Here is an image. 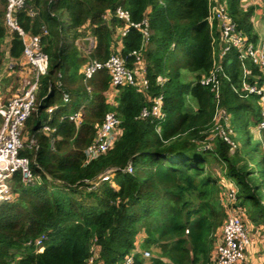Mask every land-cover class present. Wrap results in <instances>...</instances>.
Wrapping results in <instances>:
<instances>
[{
  "label": "trees",
  "instance_id": "16d2710c",
  "mask_svg": "<svg viewBox=\"0 0 264 264\" xmlns=\"http://www.w3.org/2000/svg\"><path fill=\"white\" fill-rule=\"evenodd\" d=\"M221 1L237 30L256 41L254 7L244 0ZM118 7L129 14V22L115 15ZM5 10L0 0V43L7 32ZM208 13L209 0H26L16 11L22 29L40 35L48 64L22 127L23 137L36 143L20 155L29 158L38 180L26 183L20 172L10 178L15 198L0 203V264H122L131 252L132 264H213L231 185L238 188L237 205L245 219L264 224V166L253 161L259 146L242 153L235 138L242 128L245 142L250 141L261 122L260 109L257 96L242 98L232 88L242 74L234 48L223 61L228 78H221L220 92L235 145L231 150L219 136L206 143L215 102L198 80L211 68L217 39ZM143 19L145 41L130 24ZM86 38L92 39L89 48L79 47L77 41ZM137 51L146 87L123 83L114 92L105 68L84 80L86 63L103 62L115 53L134 75L140 66ZM21 54V39L12 31L9 55L18 60ZM2 59L0 52V68ZM248 67L258 72L250 62ZM183 70L194 79L186 81ZM159 75L165 78L162 84ZM158 95L164 118L141 117ZM77 110L78 125L68 118ZM107 112L120 121L118 138L85 164L84 150ZM44 124L54 130L42 132ZM259 137L264 148V128ZM128 163L131 172L125 170ZM107 169H113L111 177L95 184ZM42 234L37 252L34 241ZM144 249L152 250L149 257H143Z\"/></svg>",
  "mask_w": 264,
  "mask_h": 264
},
{
  "label": "built area",
  "instance_id": "2783aa9c",
  "mask_svg": "<svg viewBox=\"0 0 264 264\" xmlns=\"http://www.w3.org/2000/svg\"><path fill=\"white\" fill-rule=\"evenodd\" d=\"M5 2V22L11 32H17L22 42V58L20 62L29 64L32 67L33 76L31 80L23 82L22 89L15 96L6 101L0 98V116L2 118L0 126V203L9 202L15 198L9 182L14 173L20 172L22 181L26 183H33L38 180L31 171L29 158L20 155V151L23 148L27 147L31 149L36 143L33 137H23L22 127L35 105L38 81L41 76L47 73L48 64V56L40 46V35L25 32L16 19V11L25 7L26 0H5ZM257 3H259L264 13V0H253V6L256 7ZM27 12L29 16H34L35 14L32 8H29ZM115 15L125 22H129V14L120 7L115 10ZM256 20V13L254 12L252 17L254 26ZM207 21L211 32L214 30L217 33V39L213 38V41H216V43H213L212 47L211 68L198 80L201 85L209 87L213 93L215 102L212 126L209 129L206 143L208 145V142L215 136H219L222 140L230 143L232 150L234 143L230 138V133H232L230 115L221 106V78H228L224 70L223 61L229 50L234 48L242 74L239 86H233L232 88L242 98L249 95L257 96L261 122L255 127L254 131H257L259 135L260 129L264 128V38L259 41L247 40V37L237 30L234 21L225 8L224 1L221 0H209ZM130 24L140 29L145 41L148 36L146 19H143L140 23ZM42 31L46 32L44 27ZM144 44L143 42L141 48ZM133 54L140 63L139 67L142 71L140 77L137 78L135 73L133 75V72L125 66L124 58L115 53L103 62L91 61L86 63L82 68L84 80L89 79L97 69L105 68L110 73L112 90L114 92L117 91L116 86L123 83L146 87L147 83L143 78L144 66L140 62L141 52L137 51L133 52ZM248 62L256 66L258 69L256 74L251 72ZM12 66L13 64L10 62L8 67L11 68ZM249 76H252L251 81L248 80ZM156 80L159 84H162L165 78L159 75ZM62 100L68 102L69 96L66 92L62 93ZM161 104V95H158L153 99V104L150 108H143L141 110V117L149 115L157 120H162L164 113ZM52 109L50 107L47 110L51 111ZM79 116L80 110H77L73 114H70L68 118L78 125ZM119 123L120 121L114 113L107 112L105 114L93 141L84 150L85 164L98 158L113 145L119 135ZM53 130L54 128L48 124H44L41 127V131L45 133H50ZM52 142L53 138L51 137V145ZM125 170L127 172L132 171L129 163L126 165ZM112 171L113 169H107L103 174L99 175L98 181L95 184L99 181L108 180L112 175ZM237 194L238 188L236 185H231L226 191V197L223 200L226 217L216 233L211 255L213 264H245V253L251 244L252 232L246 223L245 210L237 205ZM44 239L45 235L42 234L34 241L37 252L42 250ZM133 253L131 252L127 255L122 264H132ZM142 255L143 257H149L150 251L144 249Z\"/></svg>",
  "mask_w": 264,
  "mask_h": 264
},
{
  "label": "crops",
  "instance_id": "0c3cea01",
  "mask_svg": "<svg viewBox=\"0 0 264 264\" xmlns=\"http://www.w3.org/2000/svg\"><path fill=\"white\" fill-rule=\"evenodd\" d=\"M243 3L244 5L253 6V0H244ZM253 7L255 8L254 12L256 13L257 19L264 16V13L262 12V8L259 6V3H257L256 7L255 6ZM5 25L7 28V32L4 35L2 42L0 43V52L3 54L2 64L0 68V89H1L0 98L3 101H6L9 98L15 96L17 93H19L20 90L22 89L23 82L29 81L27 78L29 77L31 78L33 76L32 67L29 64L20 62L22 56H20L18 60H15L13 57L9 55L11 31L8 29L6 22ZM83 40H80V42L77 41L79 47L82 48L85 47V45L83 46L81 44L83 43L82 42ZM86 40L88 41V45L85 48L87 47L89 48V46L92 43V39L86 38ZM118 49L119 47L117 48V50ZM10 62L13 64L11 68L8 67V64ZM16 65L17 67H15ZM141 73L142 71L140 70L139 67L138 70L135 72L137 78L141 76ZM255 230L256 233H254L251 230L252 241L245 253V264H264V252H263L264 240H262L264 234H261L262 230L259 229H255ZM246 260H248V263Z\"/></svg>",
  "mask_w": 264,
  "mask_h": 264
},
{
  "label": "rangeland",
  "instance_id": "374dc122",
  "mask_svg": "<svg viewBox=\"0 0 264 264\" xmlns=\"http://www.w3.org/2000/svg\"><path fill=\"white\" fill-rule=\"evenodd\" d=\"M255 32H256V35H257V41H259V40H261V39H263L264 38V16H262L261 18H259V19H257L256 20V23H255ZM83 43H81L83 46L85 45V47H86V45H88V42H87V40L85 39V40H83L82 41ZM84 47V48H85ZM88 48V47H87ZM183 74H184V79L186 80V81H191V80H193L194 79V74L192 73V72H190V71H188V70H183ZM28 80H31V78L29 77V78H27ZM253 130V129H252ZM246 133H245V131L241 128L240 130H239V132H238V134H237V136L235 137L236 138V141H237V143H238V145H240V147L242 146V153H246L247 151H249L251 148H253V146L255 145V144H257L258 146H259V151L257 152V153H254L253 154V161H258V159H259V164H261V165H263L264 166V164H263V161H261L262 160V155L264 154V148H263V145H262V141H261V139H260V137H259V135L257 134V131H252V137H251V139H250V141L249 142H245V137H246V135H245ZM235 145V144H234ZM247 154V153H246ZM215 167V166H214ZM215 169L216 170H218L216 167H215ZM230 187V186H229ZM228 187V188H229ZM227 188V189H228ZM247 222V224H249V227H250V229L254 232V233H256L255 231V229H259V230H262V233L261 234H264V224H256V222H250V221H248V220H246ZM254 229H253V228ZM261 238H262V235H261ZM262 240H264V236H263V239ZM264 242V241H263ZM149 251L151 252L152 250H150L149 249ZM264 252V251H263ZM152 253V252H151ZM247 261V263H248V260H246Z\"/></svg>",
  "mask_w": 264,
  "mask_h": 264
}]
</instances>
